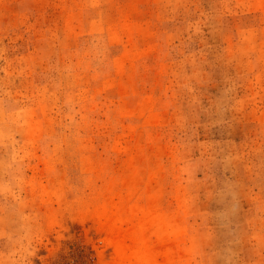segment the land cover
I'll return each instance as SVG.
<instances>
[{
    "label": "rangeland",
    "instance_id": "obj_1",
    "mask_svg": "<svg viewBox=\"0 0 264 264\" xmlns=\"http://www.w3.org/2000/svg\"><path fill=\"white\" fill-rule=\"evenodd\" d=\"M264 264V0H0V264Z\"/></svg>",
    "mask_w": 264,
    "mask_h": 264
},
{
    "label": "bare ground",
    "instance_id": "obj_2",
    "mask_svg": "<svg viewBox=\"0 0 264 264\" xmlns=\"http://www.w3.org/2000/svg\"><path fill=\"white\" fill-rule=\"evenodd\" d=\"M112 264H157L144 252L139 251L134 241L127 248L117 252Z\"/></svg>",
    "mask_w": 264,
    "mask_h": 264
}]
</instances>
